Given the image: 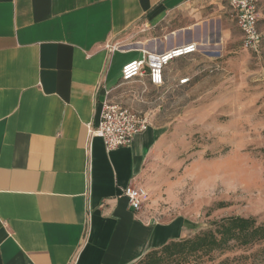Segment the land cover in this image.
I'll return each mask as SVG.
<instances>
[{"label":"crops","instance_id":"obj_1","mask_svg":"<svg viewBox=\"0 0 264 264\" xmlns=\"http://www.w3.org/2000/svg\"><path fill=\"white\" fill-rule=\"evenodd\" d=\"M210 2L229 6L0 0V264H132L193 234L184 216L158 221L123 195L162 138L150 106L169 78L178 86L180 69L164 68L160 87L146 76L124 82L120 70L146 51L186 42L167 22ZM105 97L152 112L145 131L112 150L89 134Z\"/></svg>","mask_w":264,"mask_h":264},{"label":"rangeland","instance_id":"obj_2","mask_svg":"<svg viewBox=\"0 0 264 264\" xmlns=\"http://www.w3.org/2000/svg\"><path fill=\"white\" fill-rule=\"evenodd\" d=\"M167 25L199 47L165 66L190 82L177 86L169 78L150 106L164 131L137 184L147 192L140 210L158 221L184 216L193 233L229 215L264 222V0H258L259 56L242 47L225 3L181 10ZM220 260L264 264V240L214 251L203 264Z\"/></svg>","mask_w":264,"mask_h":264},{"label":"built area","instance_id":"obj_3","mask_svg":"<svg viewBox=\"0 0 264 264\" xmlns=\"http://www.w3.org/2000/svg\"><path fill=\"white\" fill-rule=\"evenodd\" d=\"M229 7L241 32L242 47L259 56L262 47V32L258 27V0H229ZM197 41H186L172 45L159 52L146 51L142 57L125 62L120 70V79L124 82L146 76L149 82L157 87L164 84L163 70L165 66L180 57L191 55L198 51ZM219 65L209 68V72L218 70ZM190 81L188 76L178 79L182 85ZM151 123L149 112H138L111 101L106 97L100 102L98 123L89 128L91 136L102 139L106 150H112L129 144L133 137L145 131ZM123 195L129 206L140 210L146 198V190L137 184L129 183L123 188Z\"/></svg>","mask_w":264,"mask_h":264},{"label":"trees","instance_id":"obj_4","mask_svg":"<svg viewBox=\"0 0 264 264\" xmlns=\"http://www.w3.org/2000/svg\"><path fill=\"white\" fill-rule=\"evenodd\" d=\"M264 240V222L253 216L229 215L212 220L210 227L190 236L171 239L152 248L132 264H203L214 251ZM222 264V260L218 262Z\"/></svg>","mask_w":264,"mask_h":264},{"label":"bare ground","instance_id":"obj_5","mask_svg":"<svg viewBox=\"0 0 264 264\" xmlns=\"http://www.w3.org/2000/svg\"><path fill=\"white\" fill-rule=\"evenodd\" d=\"M195 41V40H194Z\"/></svg>","mask_w":264,"mask_h":264}]
</instances>
